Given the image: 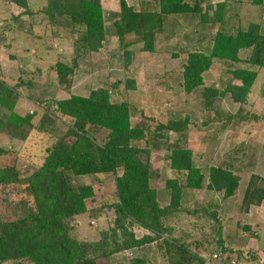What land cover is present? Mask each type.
Returning <instances> with one entry per match:
<instances>
[{
	"label": "trees",
	"instance_id": "trees-1",
	"mask_svg": "<svg viewBox=\"0 0 264 264\" xmlns=\"http://www.w3.org/2000/svg\"><path fill=\"white\" fill-rule=\"evenodd\" d=\"M5 1L24 8L22 13L30 17L28 28L31 32L37 24H42L47 29L48 23L54 27L68 18L79 54L75 56L72 64L58 61L50 67L58 79V86L51 88L56 94H52L60 97L64 92L69 93L68 96L60 98H45L51 90L40 88V84L44 83H41L43 70L37 69L36 75L31 72L21 74L17 84H11L5 79L0 66V186L13 190L21 188V194L25 196L19 201L5 200L0 211V264L6 261L30 264H94L98 256H107V246L111 239H114L111 253L152 243L157 237L147 234L137 238L127 228L128 224L139 223L149 229L164 232L162 219L172 215L182 202L184 188L178 177L185 174V183L189 188L199 189L205 184L206 176L192 160L193 152L180 144V141L186 139L185 132L192 122L190 116L156 122L155 125L147 122L153 120L148 117L133 125L129 103L113 101L110 89L99 87L89 95L69 92L79 66L78 59L88 53L99 52L106 39L105 13L101 0H46L43 7L35 10L29 6L28 0ZM154 2L158 5L157 9L138 11L127 0H120L121 18L115 22V31L124 42L126 61L129 62L133 55L131 47L134 44L142 42L145 51H154L156 36L163 32L164 21L168 15H198L206 31L219 24L213 34V44L209 52L188 53L181 72L180 85L188 94L203 88L204 106L214 116L210 121L201 123V126L223 119L231 121L247 118L244 114L239 116L217 111V95L222 91L215 86H207L204 75L212 68L215 58L245 62L247 67L230 70L241 81L240 86L229 84L227 87L235 94L236 100H244L255 83L258 69L264 68V33L261 32V26L251 23L245 29L239 21L238 26L228 28L226 1L216 5L217 8L209 3L206 11L203 10L200 0ZM253 2L257 5L263 4V0ZM19 17L15 16L17 20ZM8 29L10 25L0 21V51L4 46L1 37L7 35ZM241 50H251L247 60L241 58ZM25 75L31 76L26 80ZM120 84L117 81L111 86L117 88ZM21 88L26 89V99L34 107L54 115L74 118V123L67 128L65 134L46 148L43 163L28 176L21 175L17 166V153L4 143L9 137H14L18 143L23 144L34 129V120L39 114L37 109L23 107ZM92 127L108 130L107 138L100 142ZM169 132L177 133L179 140L176 138L171 143ZM136 142H143L145 147H138ZM162 146L170 151L171 167L177 170L176 177L167 181V188L171 191L167 206L160 205L156 190L150 185V153ZM24 147L28 145L24 144ZM119 168H123V174L116 177V196L119 199L115 204L118 213L116 225L104 231L98 240L78 239L73 233L76 231L73 223L77 217L87 214L98 218L99 211L93 206L94 202H88L95 198L93 184L78 183L76 178L80 181L86 175L116 174ZM208 172V188L226 189V196H231L238 188L239 178L228 169L211 165ZM253 186L251 183L245 200L259 204L264 197V190L254 191ZM253 199H257L256 202ZM118 230L125 237L121 241ZM218 240V246L209 254L199 260L196 258L197 264H201L220 249L233 253L222 245L221 236ZM168 244L173 246L172 243ZM179 246L185 248L183 245ZM237 255L242 258V255ZM179 262L181 263V259Z\"/></svg>",
	"mask_w": 264,
	"mask_h": 264
},
{
	"label": "rangeland",
	"instance_id": "rangeland-1",
	"mask_svg": "<svg viewBox=\"0 0 264 264\" xmlns=\"http://www.w3.org/2000/svg\"><path fill=\"white\" fill-rule=\"evenodd\" d=\"M127 1L138 11L158 8L154 0ZM203 1L200 0L204 11L207 10L206 6L209 3L217 8L216 5L226 1L228 28L238 26L239 21L245 29L251 23H256L261 26V32L264 33V0L262 5L255 4L253 0ZM43 2L44 0H32V6L36 8ZM111 2L109 6L112 9L107 7L110 15L105 18V26L114 31L115 22L121 18L120 0ZM15 10L17 13L20 12L16 6ZM210 13L213 15L211 11ZM182 19L184 18L178 15L166 16L164 30L156 36L154 51H145L143 43H138L129 62L126 61L123 41L118 48L115 47L116 49L106 47L100 53H88L78 59L79 66L69 92L89 95L92 90L99 87L110 89L113 101L129 103L133 125L140 119L148 117L153 120L147 122L155 125L156 122L190 116L192 122L185 132L186 139L180 141V144L181 147L193 152L192 160L206 176L204 186L199 189L186 186L185 174L178 177L184 188L182 202L172 215L162 219L164 232L149 229L139 223L128 224L127 228L132 230L137 238L147 234L157 237L152 243L111 253L114 248V239H111L107 246V256H98L94 264H197L199 259L218 246L220 236L223 240L222 245L231 252L242 255L248 264H264V197L259 204L248 203L245 200L251 183L254 185V191L264 190V68L258 69L255 83L244 100H236L235 94L227 87L229 84L240 86L241 81L235 78L230 70L248 65L243 61L230 62L215 58L204 79L207 86H215L222 91L217 95L215 104L217 111L239 116L244 114L248 119L237 118L231 121L223 119L201 126V123L205 120L210 121L214 116V113L208 112L204 106L203 88L200 87L194 93L188 94L179 82L188 53L209 52L213 44V34L219 24L206 31L198 15L186 16L187 27L182 26ZM70 25L67 18L54 27L50 23L47 29L39 26V29L32 31L33 38L36 37L37 40L27 35L25 30L15 31L18 45L14 50L7 46L1 50L0 66L5 79L11 84H17V77L21 75L18 69L22 70L23 65L27 63L33 75L37 69L43 70L41 83H44L40 84L41 90L57 87L58 79L50 67L58 61L72 64L75 56L79 54ZM7 40L8 35L1 37L2 43L5 44ZM38 45L43 49L36 55ZM110 45L113 46L112 43ZM24 48H28L33 55H27ZM15 54L23 60L21 67L16 59L9 57ZM250 54L251 50L240 52L243 60H247ZM24 56L31 59L25 60ZM29 76L25 75L26 80ZM117 81L121 84L117 88H112L111 85ZM53 89L47 92L45 98L57 96L52 94L55 93ZM20 90L23 107L37 109L39 114L34 120V129L23 144L18 143L14 137H9L4 143L17 153V166L21 175L28 176L43 163L46 148L65 134L67 128L74 123V118L61 114L54 115L34 107L26 99V89ZM68 95V92H64L60 97ZM92 129L95 130L100 142L107 138L108 130L101 127ZM168 137L171 143L176 138L179 140V135L174 132H169ZM24 144L28 147H24ZM135 144L141 148L145 147L143 142ZM169 156L170 151L166 146L150 153L152 165L150 185L156 190L157 200L161 206L170 203L171 191L167 188V181L177 175V170L171 167ZM211 165L228 169L239 178L238 188L231 196L225 195L226 189L216 190L207 187L208 170ZM122 174L123 168H119L116 174L86 175L81 177L80 181L76 178L78 183L93 184L95 198L88 202L89 204L94 202L93 206L99 211L98 218H92L87 214L77 217L73 223L76 226L73 233L78 239L98 240L104 231L116 225L118 213L115 204L119 202L116 196V177ZM24 198L21 188L13 190L0 186V211L5 200L19 201ZM253 200L256 202L257 199ZM118 235L121 237L120 241L125 238L121 230H118ZM168 243H172L173 246ZM2 264L30 263L6 261Z\"/></svg>",
	"mask_w": 264,
	"mask_h": 264
},
{
	"label": "crops",
	"instance_id": "crops-1",
	"mask_svg": "<svg viewBox=\"0 0 264 264\" xmlns=\"http://www.w3.org/2000/svg\"><path fill=\"white\" fill-rule=\"evenodd\" d=\"M45 2H46V0H44L43 3L39 4L36 8H34L32 6V0H28L29 6L32 9H34V10L38 9L39 7H43L46 4ZM101 2H102V7H103V10H104V13H105V18H107V16L110 15V14H108V13H110L109 12L110 10L107 9V7L112 9V7L109 6V3L111 4L112 2H111V0H101ZM128 4H129V2H128ZM129 5H131V4H129ZM15 6L20 9V12H18V13L16 12ZM23 11H24V8L20 7L19 5L15 4V3H9L8 1L6 2L5 0H0V21H1V23H3V22L8 23V26L10 25V29H8V32H7L8 40L6 41L5 44L3 43V45H4L3 47L7 46V47H9V49L14 50L15 46L18 45L19 42H18V40L15 37V31L23 32L25 30L27 35L31 36L32 38L34 37L33 32H31L30 29L28 28L29 27L28 25L31 23L30 17L28 16V14H23L22 13ZM120 11H121V8H120ZM15 16H17V17L20 16L19 20H17L15 18ZM182 17L184 18V19H182L183 20L182 21L183 22L182 26H184V27L186 26L187 27V24H185L186 16L183 15ZM43 24H45V23H43ZM40 25H41V27H43L42 24H39V25L37 24L35 26V28H33V29H39ZM105 30H106V39L103 42V47L101 49H99V52H95V53H100L106 47L108 49L109 48L116 49L115 47L118 48L121 45V42L123 41L122 39L119 38V36H117L115 30L114 31H110V29L107 26H105ZM33 39L37 40L38 38L35 37ZM111 43H112L113 46L110 45ZM122 43H124V42H122ZM75 45H76V43H75ZM135 47H136V44H134L131 47L133 52H135V50H136ZM42 49H43L42 46L38 45V48L36 49V53L35 54L38 55L40 52H42ZM1 50L3 51V48ZM25 53H27V55H33L32 53L30 54V50L28 48L25 49ZM1 56H2V54H1V51H0V57ZM9 57L14 59V60L16 59L19 66H20L21 63H23V60L19 59L20 58L19 55H17V56H16V54L15 55H9ZM24 59L29 61L31 59V57H29V56L25 57L24 56ZM24 67H26V68H24ZM18 71H19V75L20 74H22V75L26 74L27 72H30V65L26 63V64L23 65V69L21 70V68H20V69H18ZM19 77L20 76H18L17 79H19Z\"/></svg>",
	"mask_w": 264,
	"mask_h": 264
},
{
	"label": "built area",
	"instance_id": "built-area-1",
	"mask_svg": "<svg viewBox=\"0 0 264 264\" xmlns=\"http://www.w3.org/2000/svg\"><path fill=\"white\" fill-rule=\"evenodd\" d=\"M201 264H248L237 254L229 253L225 250H218L209 258L204 259Z\"/></svg>",
	"mask_w": 264,
	"mask_h": 264
}]
</instances>
